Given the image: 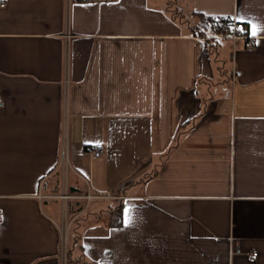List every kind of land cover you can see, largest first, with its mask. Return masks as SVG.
Returning a JSON list of instances; mask_svg holds the SVG:
<instances>
[{"label": "crops", "instance_id": "obj_1", "mask_svg": "<svg viewBox=\"0 0 264 264\" xmlns=\"http://www.w3.org/2000/svg\"><path fill=\"white\" fill-rule=\"evenodd\" d=\"M4 1L0 264H264V0Z\"/></svg>", "mask_w": 264, "mask_h": 264}, {"label": "built area", "instance_id": "obj_2", "mask_svg": "<svg viewBox=\"0 0 264 264\" xmlns=\"http://www.w3.org/2000/svg\"><path fill=\"white\" fill-rule=\"evenodd\" d=\"M6 6V2L4 0H0V7L3 8ZM244 28L242 23H237V24H232V34L230 35L231 39L237 40L239 38H243L245 40V47L247 50L251 51L254 47V40L250 36H242L240 34V30ZM64 87H65V95H68V87L70 85V73H69V68L68 65L65 66V73H64ZM4 106V101L2 97L0 96V108ZM92 155L96 158L101 157L103 153V147L100 145H97L92 149L91 151ZM63 197H68L66 195H63ZM259 257V253L257 251H253L252 253L249 254L248 256V261L250 263H255Z\"/></svg>", "mask_w": 264, "mask_h": 264}, {"label": "trees", "instance_id": "obj_3", "mask_svg": "<svg viewBox=\"0 0 264 264\" xmlns=\"http://www.w3.org/2000/svg\"><path fill=\"white\" fill-rule=\"evenodd\" d=\"M198 16L200 23L197 25V29L200 30L201 35L207 30L221 36H230L232 34L233 21L231 19L227 17H209L202 14Z\"/></svg>", "mask_w": 264, "mask_h": 264}, {"label": "rangeland", "instance_id": "obj_4", "mask_svg": "<svg viewBox=\"0 0 264 264\" xmlns=\"http://www.w3.org/2000/svg\"><path fill=\"white\" fill-rule=\"evenodd\" d=\"M200 23V19L198 18V23ZM222 41H225L226 42H232L231 40L229 39H221ZM220 57V56H219ZM227 64H229V59L225 58ZM221 63V62H220ZM221 66H223V63H221ZM227 67V66H226ZM228 69V67H227ZM66 217H67V214H66V210L64 212V218H63V223H61V230H62V241H61V258H62V262L63 264H66V260H67V257H68V228H69V224L68 222H66Z\"/></svg>", "mask_w": 264, "mask_h": 264}, {"label": "snow or ice", "instance_id": "obj_5", "mask_svg": "<svg viewBox=\"0 0 264 264\" xmlns=\"http://www.w3.org/2000/svg\"><path fill=\"white\" fill-rule=\"evenodd\" d=\"M250 31L252 35H257L260 31H264V28H262L261 26L257 25V24H250ZM126 217H127V212H126ZM126 222H128L126 220Z\"/></svg>", "mask_w": 264, "mask_h": 264}]
</instances>
